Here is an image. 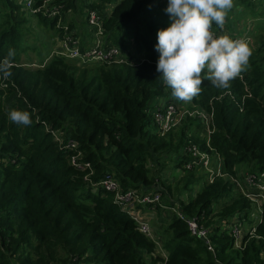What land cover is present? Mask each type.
<instances>
[{
  "label": "trees",
  "instance_id": "16d2710c",
  "mask_svg": "<svg viewBox=\"0 0 264 264\" xmlns=\"http://www.w3.org/2000/svg\"><path fill=\"white\" fill-rule=\"evenodd\" d=\"M3 3L8 13L0 22V61L10 49L15 55L12 75L4 79L0 74V263L14 264L12 259L18 257L19 264H156L162 259L153 257L155 241L139 231L113 193L93 184L107 173L114 175L124 191L148 192L160 183L167 191L163 201L173 206L172 185L157 178L166 169L165 162L170 158L181 168L180 152L187 142L206 148V139L186 134L184 129L175 147L174 131L166 137L156 131L155 109L160 100L171 99L172 91L156 70L157 32L170 26L156 13L162 12L159 7L166 1L58 0V5L65 6L62 23L70 29L82 28L86 33L87 10L97 11L107 42L145 60L134 65L79 66L54 56L36 69L19 63L16 54L26 12L16 0ZM33 16L42 26L55 29L56 37H64L63 27L57 28L59 16ZM79 17H83L80 27ZM240 75L230 81L228 89H217L202 73L201 93L190 107L200 97H208L206 111L214 112L211 146L224 158L229 172L247 164L264 173V67L249 57ZM13 109L29 112L31 125L12 123L8 114ZM56 131L64 140L56 141ZM72 144L78 147L73 149ZM79 154L94 169L90 181L85 180L87 172L72 164ZM185 175L188 189L193 190L196 173ZM234 191L230 182H215L188 204L182 203L181 209L189 217L204 216L207 226L215 224L214 218L224 220L236 214L248 218L251 203L237 192L234 196ZM223 201L222 209L208 220L215 204ZM161 210L160 206L154 209ZM256 235L236 249L233 238L215 227L213 254L203 240L191 235L184 221L173 217L158 236L169 254L166 264H264V210ZM30 249L38 256L33 257Z\"/></svg>",
  "mask_w": 264,
  "mask_h": 264
},
{
  "label": "built area",
  "instance_id": "2783aa9c",
  "mask_svg": "<svg viewBox=\"0 0 264 264\" xmlns=\"http://www.w3.org/2000/svg\"><path fill=\"white\" fill-rule=\"evenodd\" d=\"M40 0H17L18 4L22 6L23 11H29L34 14H42L45 17L55 18L59 16L57 28L63 27L64 37H56V46L54 55L64 57L76 61L79 66L95 65V64H138L142 62L144 56L133 58L127 51H123L117 46L111 45L106 40L105 30L103 27V18L97 11L87 10V31L80 33V29H70L68 24L62 23V13L65 8L62 4H57L58 0H43L42 3L37 5ZM167 0H161V2ZM37 5V6H36ZM224 28L220 31L217 27L212 26L211 31L215 37L227 35L232 40H243L248 44V39H243L239 35L232 36ZM85 34V35H84ZM239 77H243L240 75ZM191 102L177 101L171 97L170 100H160L155 112L154 122L157 133L161 137H166L171 132L180 127L184 120L192 118V120H199L204 124L206 130V148L202 149L200 145L193 142H187L181 152V159L183 165L181 168H176L177 172L185 175L188 172H200L204 175L207 185L214 184L219 179L227 180L233 185L235 192L247 199L253 211L248 218L241 214H236L232 218L219 220L212 216L215 224L207 226V221H204V216L189 217L182 209V203L188 204L191 198H195L202 190V186L194 185L195 191L190 190L189 201L186 199L170 200L173 206H168L163 201V195L166 189L163 185L158 183L154 189L143 192L139 190L124 191L120 182L114 177L113 174L107 173L101 182L93 184V187H102L108 192L114 194L115 202L120 209L128 214L137 224L139 231L146 237L155 241L156 250L153 254L154 258L160 257L162 260L156 264H166L168 256L167 251L164 249L160 237L153 230L150 221L148 220L147 213H152L156 206H160L169 218H179L184 221L189 228L192 236L199 238L205 242L208 251L215 254V246L211 240V235L215 227H220L222 232L234 240V247L242 249L245 246L244 240L248 237L253 239L257 237V226L262 222V214L264 210V173L255 171L239 174L236 169L229 172L225 167L224 158L218 153L216 149L211 146V136L214 133L213 121L214 112H208L190 107ZM73 149L77 147L76 144L71 145ZM72 164L76 169L87 172L85 177L86 181H90L94 175V169L90 163L84 162L81 159V154L72 158ZM159 169V167H157ZM156 170L158 171V169ZM177 172H175L177 174ZM168 175V176H167ZM171 175L164 170L159 177L166 184L173 186ZM171 179V180H170ZM206 185V186H207ZM200 186V189L198 187ZM167 211V212H166ZM157 213V211H156ZM254 222L258 225L254 226ZM264 260V253L262 254ZM1 264V263H0Z\"/></svg>",
  "mask_w": 264,
  "mask_h": 264
},
{
  "label": "clouds",
  "instance_id": "9594fccd",
  "mask_svg": "<svg viewBox=\"0 0 264 264\" xmlns=\"http://www.w3.org/2000/svg\"><path fill=\"white\" fill-rule=\"evenodd\" d=\"M233 0H169L164 10L170 26L157 32L155 50L160 54L156 70L177 101L191 102L201 93L203 79L217 89H228L248 64L251 50L243 40L227 35L214 38L213 21L223 28L226 10ZM15 50L0 61L4 79L12 75ZM205 69H207L205 73ZM202 73H204L202 79ZM8 119L17 126H30V113L11 110Z\"/></svg>",
  "mask_w": 264,
  "mask_h": 264
},
{
  "label": "rangeland",
  "instance_id": "374dc122",
  "mask_svg": "<svg viewBox=\"0 0 264 264\" xmlns=\"http://www.w3.org/2000/svg\"><path fill=\"white\" fill-rule=\"evenodd\" d=\"M17 1V0H16ZM250 4H244L240 0H233V6L231 9L226 10V18L225 21H227L225 25V29L227 33H239L236 35H239L243 39H248V46L251 50L252 55L250 56L252 59H257L260 61V65L264 67V0H249ZM169 0H167L166 4L162 7H159V11H162L159 14V20L163 23L169 22V16L165 13V9L168 7ZM162 9V10H161ZM24 19H27V23L22 25L21 29V35H22V42L20 43V47L17 51V55L19 58V63L26 66L30 69H36L41 64H46L51 61V59L55 56V50L57 49L56 46V31L55 29H50L42 26L38 19H36L33 14L29 11H25ZM8 13V9L5 8L3 0H0V22L4 23L3 19L5 20V16ZM83 17H79V27L82 25ZM69 19H71V16H69ZM85 29L80 30V33H84ZM247 66V65H246ZM222 97V96H221ZM208 97L204 95L203 97H200V100L198 101L197 105L193 106V109L203 110L206 111V106L209 104ZM188 103V102H187ZM184 120V123L178 127L173 132V138L174 147L179 143L180 138L182 137L183 129L186 134H192L196 136H200V138L206 137V130L204 127V124L200 121H190ZM188 128H191L188 129ZM50 127L47 126V130H49ZM55 136L56 141H62L64 140L62 137V133L55 132L53 134ZM60 139V140H59ZM77 145V144H76ZM78 147V145H77ZM168 157V156H167ZM170 157V156H169ZM164 158V156H163ZM162 158V159H163ZM167 163L166 169L167 173L171 176V181L173 183V194L171 195L170 199L173 201V199L181 201L183 198L188 200L190 195L189 185L187 186V175L180 174V172H177L176 170V164L170 160V158L167 159L165 162ZM149 166H153L152 163H150ZM155 167L154 169H156ZM158 169V168H157ZM239 174L247 173V172H255L258 171L256 168H254L253 165H247V164H238L234 167ZM177 172V174L175 173ZM168 176V175H167ZM195 181H198L195 185L202 186V189L207 185L204 175L200 172L196 173ZM191 181L189 180V183ZM216 182H229L227 180V177L224 179H219ZM200 186L198 189H200ZM189 190V191H188ZM195 191V188L193 186V192ZM235 195L236 192L234 191ZM189 201V200H188ZM228 201V200H227ZM225 204V201L223 202H217L215 204L214 213H218L220 209H222L223 205ZM162 211V210H161ZM167 212V211H166ZM148 217V220L150 221V224L153 228V230L158 234L161 235V232L165 227H167L171 221L168 214H165L164 212L158 211L157 213L154 211L152 213L146 214ZM175 217V216H174ZM258 223L254 222V226H257ZM166 239V238H165ZM31 253H33L35 250L30 249ZM60 256L64 257L65 252L62 249H59ZM40 252H44V250H41ZM167 252V256H168ZM19 256V255H17ZM38 255L36 252H34L33 257H37ZM12 262L14 264H19L20 260L18 257H14L12 259Z\"/></svg>",
  "mask_w": 264,
  "mask_h": 264
},
{
  "label": "crops",
  "instance_id": "0c3cea01",
  "mask_svg": "<svg viewBox=\"0 0 264 264\" xmlns=\"http://www.w3.org/2000/svg\"><path fill=\"white\" fill-rule=\"evenodd\" d=\"M225 18H226V17H225ZM226 19H227V18H226ZM213 23L216 24L215 21H213ZM226 23H227V21H225V23H224V25H223V28H224L223 32L226 31V29H225V25H226ZM215 27H217L220 31L223 29V28H220V27L217 26V25H215ZM239 32H240V31H239ZM239 32H238V33H239ZM238 33H233V34L229 33V34L232 35V36H235V35L238 34ZM153 212H154V211H153ZM155 212H156V211H155Z\"/></svg>",
  "mask_w": 264,
  "mask_h": 264
}]
</instances>
